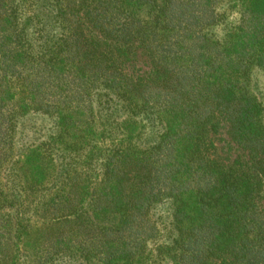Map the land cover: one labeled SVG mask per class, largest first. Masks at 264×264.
I'll return each instance as SVG.
<instances>
[{
    "label": "trees",
    "instance_id": "1",
    "mask_svg": "<svg viewBox=\"0 0 264 264\" xmlns=\"http://www.w3.org/2000/svg\"><path fill=\"white\" fill-rule=\"evenodd\" d=\"M254 70L264 0H0V264H264Z\"/></svg>",
    "mask_w": 264,
    "mask_h": 264
},
{
    "label": "rangeland",
    "instance_id": "2",
    "mask_svg": "<svg viewBox=\"0 0 264 264\" xmlns=\"http://www.w3.org/2000/svg\"><path fill=\"white\" fill-rule=\"evenodd\" d=\"M236 17L235 14L229 17V20L231 21ZM224 29L222 26L214 28V32L218 35H220ZM253 79H254V87L257 94L260 95V97H264V75L259 70H254L253 73ZM264 100V99H263ZM27 129L29 130V133H32L35 135L36 138H40L43 135V132L45 130V127L47 126V122L43 118L39 117H32L27 121L26 123ZM41 128V129H37Z\"/></svg>",
    "mask_w": 264,
    "mask_h": 264
}]
</instances>
